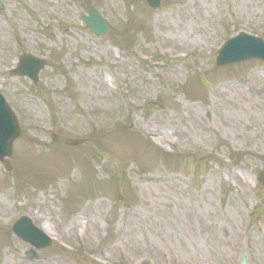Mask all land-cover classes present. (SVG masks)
<instances>
[{"label": "rangeland", "instance_id": "374dc122", "mask_svg": "<svg viewBox=\"0 0 264 264\" xmlns=\"http://www.w3.org/2000/svg\"><path fill=\"white\" fill-rule=\"evenodd\" d=\"M0 2L21 131L0 163V264H264V63L214 67L237 32L264 41V0ZM28 54L35 83L12 73ZM21 216L49 249L11 232Z\"/></svg>", "mask_w": 264, "mask_h": 264}, {"label": "water", "instance_id": "95a60500", "mask_svg": "<svg viewBox=\"0 0 264 264\" xmlns=\"http://www.w3.org/2000/svg\"><path fill=\"white\" fill-rule=\"evenodd\" d=\"M146 2L148 6L152 8H157L159 5V0H146ZM87 13L89 17H81L84 24L95 35H105L107 33V28L104 20L93 9H88ZM250 59L264 61V43L262 40L248 37L240 33L237 37L229 39L223 44L218 52L215 65L220 67ZM43 66L44 62L42 60L26 56L20 59L15 72L19 76H26L35 82ZM19 135L20 131L15 117L0 96V161L11 156L12 143ZM7 170H9V167H7ZM258 180L264 188L263 172L259 174ZM12 231L37 250H42L51 246L49 239L42 232L34 229L26 218H21L13 226ZM25 256L31 260L35 259V254L32 251L27 252ZM242 264H245V260L242 261Z\"/></svg>", "mask_w": 264, "mask_h": 264}, {"label": "bare ground", "instance_id": "6f19581e", "mask_svg": "<svg viewBox=\"0 0 264 264\" xmlns=\"http://www.w3.org/2000/svg\"><path fill=\"white\" fill-rule=\"evenodd\" d=\"M160 133H162V131H158V133H157L155 130H153V131H151L150 134L153 136H155L157 134V136H158ZM161 138H163V136ZM159 141H161V140L159 139ZM0 222H2V221L0 220Z\"/></svg>", "mask_w": 264, "mask_h": 264}]
</instances>
